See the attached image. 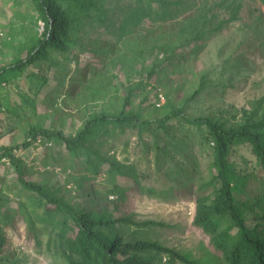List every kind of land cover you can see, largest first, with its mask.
Here are the masks:
<instances>
[{"label": "rangeland", "instance_id": "374dc122", "mask_svg": "<svg viewBox=\"0 0 264 264\" xmlns=\"http://www.w3.org/2000/svg\"><path fill=\"white\" fill-rule=\"evenodd\" d=\"M111 2L117 4L115 0ZM197 3L196 9L176 19L145 23L118 41L103 27L80 33L67 50L52 51L49 60L31 64L15 78L2 82L0 152L3 147L18 145L14 156L27 178L56 188L76 206L104 216L159 223L149 227L117 223L111 227L113 231L124 236L134 233L174 248L197 264H227L210 234L193 225L196 183L189 196L159 197L143 188L130 190L116 207V195L111 189L115 181L126 187L124 179H112L104 169L99 176H93L84 168V158L75 160L54 141L20 147L31 128L61 130L72 136L90 116L116 114L124 107L126 114L138 113L141 119L153 121L181 109L190 118L211 117L226 126L241 122L243 111L253 110L264 95V8L258 0ZM236 5L239 10L235 21L199 40L193 38L191 33L196 27H208L215 14L228 17ZM43 27L33 0H0V69L25 57ZM200 84V92L188 99ZM158 93L167 100L160 107L155 105ZM126 97L129 102L124 106ZM170 122L166 132L154 130L155 136L144 131L140 137L127 127L111 130L97 147L120 161L134 163L145 173L143 184L147 187L158 188L154 180L164 181L172 172L178 176L180 167L191 169L193 162L197 166L196 179L201 175L207 179L211 147L201 137L205 130L178 118ZM155 137L161 146V140H166V156L151 147ZM144 146L149 147L148 154ZM155 155L160 157L158 170ZM229 160L241 175L234 187L235 198L244 205L247 218H252L248 226L264 231V210L254 204L258 199L264 201V167L246 143L232 146ZM61 175L69 178V188ZM31 196L20 186L14 165L0 163V225L2 212L8 214L16 202L30 201ZM253 214L258 217L253 218ZM227 225L234 234L236 228ZM6 232L8 241L0 256L8 264H67L52 251L34 250L21 225L18 234ZM1 233L4 229H0ZM152 263L183 264L164 253L156 254Z\"/></svg>", "mask_w": 264, "mask_h": 264}, {"label": "trees", "instance_id": "16d2710c", "mask_svg": "<svg viewBox=\"0 0 264 264\" xmlns=\"http://www.w3.org/2000/svg\"><path fill=\"white\" fill-rule=\"evenodd\" d=\"M33 1L38 18L44 23V30L25 57H18L15 62L0 69V86L2 82L23 73L31 64L49 60L52 51L67 50L80 33L87 34L91 29L103 27L118 41L145 23L173 20L198 7L197 0H126L123 3L115 0L116 5L111 0ZM258 1L264 8V0ZM238 10L239 6L236 5L230 9L228 17L215 14L213 17L216 19L209 21L208 27L199 26L192 31L193 38L199 40L207 34L218 32L224 25L237 19ZM200 90L201 84L188 99L193 98ZM128 102L129 97H126L124 106ZM124 108L116 114L90 116L72 136H66L61 130L31 128L20 147H29L40 141L46 144L54 141L60 143L75 160L84 158V168L93 176H99L104 169L110 178L124 179L126 187L113 182L111 192L116 195L113 200L116 207H119L118 202L123 201L130 190L143 188L148 194L159 197L189 196L196 183L193 225L210 234L215 249L222 251L227 264H264V231L248 226L247 221L252 218H247L244 205L235 198L234 187L241 175L229 160L231 147L246 143L264 167V95L257 100L253 110L243 111V120L235 126H226L211 117L190 118L181 109H173L163 118L153 121L141 119L138 113L126 114ZM175 118L205 130L201 137L211 147L207 179L202 175L200 179H196L197 166L193 162L191 169L180 167L178 176L172 172L167 178H163L164 181L154 180L158 183V188L147 187L143 184L145 173L134 163L120 161L114 155H109L108 150L97 147L103 144L102 138L107 137L111 130H124L127 127L136 130L140 137L144 131L155 136L154 130L166 132L170 121ZM158 141L155 137L151 147L157 148L166 156L167 152L163 148L166 140H161L162 146ZM17 147L18 145L3 147L0 163H3V157L9 159L10 164L14 165L20 186L32 196L29 197L30 201L16 202L8 214L1 213L0 229H4V233L0 235V252L8 241L6 231L18 234L21 225L25 229L26 240L32 241L34 250L52 251L60 255L67 264H153V257L158 253L166 254L170 260L178 259L183 264H197L174 248L136 237L134 233L124 236L119 231L111 230L117 223L136 227L155 226L159 223L151 220L136 222L121 215L104 216L98 211L72 204L56 188L30 180L23 171L20 160L14 156ZM143 149L148 154L149 147L144 146ZM159 158L155 155L156 170L159 168ZM68 177L65 179L66 188H69ZM254 204L261 211L264 210L263 200L258 199ZM254 217L258 216L253 214ZM228 223L236 228L234 234L229 232ZM4 260L5 257L0 256V264H8Z\"/></svg>", "mask_w": 264, "mask_h": 264}, {"label": "built area", "instance_id": "2783aa9c", "mask_svg": "<svg viewBox=\"0 0 264 264\" xmlns=\"http://www.w3.org/2000/svg\"><path fill=\"white\" fill-rule=\"evenodd\" d=\"M164 102H165V97H164V95L162 94V93H158L157 94V97H156V103H155V105L156 106H161V105H163L164 104ZM2 161L4 162V163H6V164H10V162H9V159L7 158V157H3L2 158ZM64 178L65 179V176H63V175H61V178ZM69 186V185H68Z\"/></svg>", "mask_w": 264, "mask_h": 264}]
</instances>
